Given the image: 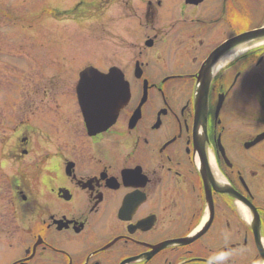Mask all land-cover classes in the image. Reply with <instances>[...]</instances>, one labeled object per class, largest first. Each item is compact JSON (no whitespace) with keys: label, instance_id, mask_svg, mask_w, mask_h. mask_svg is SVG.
<instances>
[{"label":"flooded vegetation","instance_id":"1","mask_svg":"<svg viewBox=\"0 0 264 264\" xmlns=\"http://www.w3.org/2000/svg\"><path fill=\"white\" fill-rule=\"evenodd\" d=\"M68 2L121 33L102 65L41 40L43 80L0 102L5 264H264V38L238 40L264 0ZM89 66L128 85L107 128L80 107Z\"/></svg>","mask_w":264,"mask_h":264},{"label":"rangeland","instance_id":"2","mask_svg":"<svg viewBox=\"0 0 264 264\" xmlns=\"http://www.w3.org/2000/svg\"><path fill=\"white\" fill-rule=\"evenodd\" d=\"M60 2L61 0H0V102L7 101L11 91L18 92L28 85L29 79L23 78L25 75L33 76L35 81L43 80L35 76V71L39 70L36 67L40 63L38 59L41 54H45L39 46L41 40L83 39L86 43L89 42L88 46H80L82 50L87 48L85 53L87 50H94V53L83 54L86 56L84 60H80L83 66L91 62L102 65L107 55L106 48L110 45L113 47L116 43L113 38L120 35L119 27L102 25L100 15L92 18L93 26L60 20ZM68 4L67 8L74 5V0H70ZM10 12L13 17L11 19ZM95 58L99 61L94 62ZM46 69H52L51 61L47 62ZM3 206L4 203L0 200V213L5 212ZM2 239L0 247L5 245ZM5 255V251L0 249V264H5Z\"/></svg>","mask_w":264,"mask_h":264},{"label":"water","instance_id":"3","mask_svg":"<svg viewBox=\"0 0 264 264\" xmlns=\"http://www.w3.org/2000/svg\"><path fill=\"white\" fill-rule=\"evenodd\" d=\"M264 38V29L256 30L250 32L248 34H244L239 37L240 42L248 41V40H258ZM237 40V41H238ZM229 44H225L220 50L227 48ZM82 80L78 85V94L81 106L85 112H87V120L94 122V119L88 114V111L91 109L97 108L95 102H98V97L103 98L105 92L106 95H115L118 93V97L114 101L112 107V114H116L118 110L126 103L128 98V89L127 85L122 81V76L119 74H115L112 76L111 83L107 84L104 82V78L101 75H98L95 70L87 69L82 73ZM84 79V81H83ZM103 94V95H102ZM106 99V97H105ZM109 98L106 99L105 103H107Z\"/></svg>","mask_w":264,"mask_h":264}]
</instances>
